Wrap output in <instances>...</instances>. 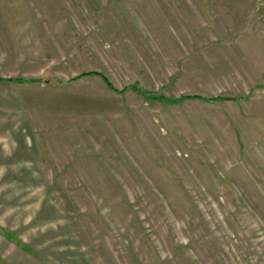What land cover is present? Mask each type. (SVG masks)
Returning a JSON list of instances; mask_svg holds the SVG:
<instances>
[{
	"label": "rangeland",
	"instance_id": "obj_1",
	"mask_svg": "<svg viewBox=\"0 0 264 264\" xmlns=\"http://www.w3.org/2000/svg\"><path fill=\"white\" fill-rule=\"evenodd\" d=\"M0 78V264H264V0H0Z\"/></svg>",
	"mask_w": 264,
	"mask_h": 264
},
{
	"label": "trees",
	"instance_id": "obj_2",
	"mask_svg": "<svg viewBox=\"0 0 264 264\" xmlns=\"http://www.w3.org/2000/svg\"><path fill=\"white\" fill-rule=\"evenodd\" d=\"M85 73H82V74H80L79 76H82V75H84ZM91 74V73H90ZM93 74H95V73H93ZM86 75V74H85ZM99 75H101L102 77H103V79L106 81V83L110 86V87H113L112 86V84L108 81V79L103 75V74H99ZM2 80H11V81H13V80H15V81H18V82H34V81H37L38 79H25V78H16V79H13V78H0V81H2ZM124 91V90H123ZM121 92H122V90H121ZM154 97V99H164V100H168V101H172V102H174V101H179V100H173V98H167V97H165V96H157V95H154L153 96ZM186 96H184L183 98H185ZM182 98V99H183ZM210 100H222V99H229V98H223V97H217V98H209Z\"/></svg>",
	"mask_w": 264,
	"mask_h": 264
}]
</instances>
